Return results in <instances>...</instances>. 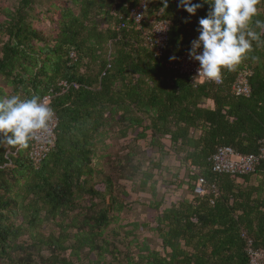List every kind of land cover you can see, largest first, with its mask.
Here are the masks:
<instances>
[{"label": "trees", "instance_id": "obj_1", "mask_svg": "<svg viewBox=\"0 0 264 264\" xmlns=\"http://www.w3.org/2000/svg\"><path fill=\"white\" fill-rule=\"evenodd\" d=\"M37 1L18 0L4 8L0 79L11 90L0 85V98H42L53 90L57 141L37 168L28 157L29 147L0 143V264H99L108 255L121 262L119 247L104 236L116 219L113 214L125 208L124 199L112 177L95 165L100 145L115 130L119 139H150L161 156L170 152L179 157L187 181L170 186L180 190L187 185L191 194L168 207L163 197L154 201L152 231L161 249L142 244L137 258L123 255L126 263L248 264L246 240L264 248V161L255 172L233 178L214 173L210 157L220 146L241 154L259 151L264 138V43H254L237 67L223 70L221 84L195 86L169 70L165 59L182 56L199 35V20L211 10L203 0H193L203 3L195 15L180 7L179 0H167V7L165 0H59L51 7L57 19L49 35L35 26ZM138 5L145 9L141 29L129 14ZM258 7L256 19L264 20V2ZM153 18L171 22L163 58L155 56L147 40ZM245 68L252 71V92L239 97L231 86ZM62 80L79 87L63 91L58 86ZM129 147L115 170L131 181L140 176L139 189L156 197L153 171L162 168V159L150 160L143 170L144 163L134 161L137 151L131 143ZM198 177L216 184L219 195L194 194ZM85 196L89 204H83ZM49 223L54 230L45 233L42 228ZM121 228L112 235H121ZM135 242L134 237L126 248ZM93 253L95 261L89 258Z\"/></svg>", "mask_w": 264, "mask_h": 264}, {"label": "clouds", "instance_id": "obj_2", "mask_svg": "<svg viewBox=\"0 0 264 264\" xmlns=\"http://www.w3.org/2000/svg\"><path fill=\"white\" fill-rule=\"evenodd\" d=\"M262 2L203 0L210 4L211 10L199 20V36L192 41L189 51L190 57L200 64L199 77L219 81L223 70H233L253 51L254 43L257 47L264 43V20L256 19ZM203 3L179 0V6L192 15ZM253 23L259 31L253 28ZM54 119V109L37 95L0 98V143L6 141L10 146L27 148L30 142L39 140L41 132L49 131Z\"/></svg>", "mask_w": 264, "mask_h": 264}, {"label": "rangeland", "instance_id": "obj_3", "mask_svg": "<svg viewBox=\"0 0 264 264\" xmlns=\"http://www.w3.org/2000/svg\"><path fill=\"white\" fill-rule=\"evenodd\" d=\"M59 0H38L35 6V13L38 18L35 19V26L41 31L45 32L47 35L52 34L55 30V22L57 19V14L53 13L51 9L52 4L57 3ZM18 0H0V22L4 19V8H12L16 5ZM53 18V20H51ZM0 85L4 87L7 92H10V88L6 86L4 81L0 79ZM116 131V130H115ZM111 132V138H107L100 145L98 150V157L95 159L96 168L99 169L105 175H110L115 183L118 192H121V198L124 200L125 208L120 212H115L113 215L114 219L112 224L109 226L107 232L105 233V238L113 244H116L121 253L118 257L120 258V263L116 260H111V256H107L106 262H99V264H127L123 255L130 254L133 258L138 257V251L142 244H146L150 248H156L160 250V239L152 231V227L155 226L156 212L151 208L154 201L164 198V207L170 206L182 197H190L191 194L188 191V186L183 185L180 190H177L176 184L170 186L172 183H178L179 180L187 181L185 168L181 166L179 157L174 154H169L161 156L158 149L151 147L150 139L139 140L137 143L133 142V136L128 138L119 139L116 136V132ZM131 143L134 150L137 151L134 154L135 163H144L143 170L147 168L150 160L158 161L162 159V168L160 170H154V180L156 181L157 196L154 197L148 190H140V176H137L133 181L124 179L120 176L119 171H116V162L120 160L126 153L130 152L129 147ZM165 146L167 150L170 148V143L165 141ZM104 147V148H103ZM123 191L126 193L124 194ZM83 204H89V198H83ZM97 201V200H95ZM99 206H103V202H99ZM137 224V227L133 225ZM119 227L121 235H112L111 231ZM45 233L53 231L54 227L52 224H47L42 228ZM133 230L134 235H125L126 231ZM136 239V242L130 247H127V242L131 239ZM128 238V239H127ZM124 240V241H122ZM81 256H84L81 254ZM93 261L97 259L96 253H93L89 257Z\"/></svg>", "mask_w": 264, "mask_h": 264}, {"label": "built area", "instance_id": "obj_4", "mask_svg": "<svg viewBox=\"0 0 264 264\" xmlns=\"http://www.w3.org/2000/svg\"><path fill=\"white\" fill-rule=\"evenodd\" d=\"M129 14L134 25L138 29H141L145 20V9L143 5L132 7ZM151 22L152 28L147 40L152 47L155 56L163 58L169 41L171 22L169 20L158 18H153ZM198 36L199 35L191 40L188 50L182 56L166 58L165 65L172 72L187 76L195 86L204 82L221 84L223 81V72L222 78L219 81L209 80L205 77L198 76L200 64L189 55L192 41L197 39ZM200 51L202 52V48ZM71 57H75V54L72 53ZM251 76L252 71L246 68L238 72L231 86L234 95L239 97H248L251 95ZM58 86L62 88L63 91H67L71 86L75 88L79 87L75 83L70 84L64 80L60 81ZM53 96L54 93L53 90H51L41 99L47 100L51 106ZM210 101L211 100H208V102ZM58 123L59 118L55 111V119L53 120L49 131L41 132L39 134V140L30 142L29 144L28 157L36 168L42 164L47 155L56 145ZM262 161H264V138L261 141V146L257 154H241L230 146H220L210 157L211 167L214 173L227 174L233 178H239L255 172ZM194 185V194L196 195H205L208 192L213 193L215 197L219 195V190L216 184H209L204 177H198L194 182ZM244 251L248 256V264H264V248L256 247L252 239L246 240Z\"/></svg>", "mask_w": 264, "mask_h": 264}, {"label": "crops", "instance_id": "obj_5", "mask_svg": "<svg viewBox=\"0 0 264 264\" xmlns=\"http://www.w3.org/2000/svg\"><path fill=\"white\" fill-rule=\"evenodd\" d=\"M207 105L213 106V102L210 101V102L207 103Z\"/></svg>", "mask_w": 264, "mask_h": 264}]
</instances>
